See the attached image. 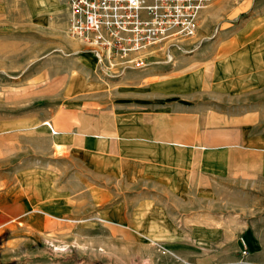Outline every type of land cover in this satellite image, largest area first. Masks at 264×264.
Instances as JSON below:
<instances>
[{"label": "rangeland", "instance_id": "obj_1", "mask_svg": "<svg viewBox=\"0 0 264 264\" xmlns=\"http://www.w3.org/2000/svg\"><path fill=\"white\" fill-rule=\"evenodd\" d=\"M4 6L0 264H264V181L251 188L238 182L214 185L215 207L197 214L208 225L156 226L167 214L146 210L140 201L131 203L128 183L107 174L96 157L89 160L82 150L55 146L52 130L73 124L75 133L89 131L101 107L114 100L115 87L93 78L103 83L101 91L70 94L61 80L51 90L50 77L65 68L67 58H74L77 85L90 79L77 62L80 51L66 50L73 42L81 46L77 49L88 47L68 35L62 16L56 21L58 36L45 32L49 23L30 18L22 19L26 33L18 34L19 21L6 19ZM137 71H143L144 85L167 76H196L201 87L186 99L192 108L201 104L204 111L227 115L251 111L264 124V0H211L193 37L167 51L153 50L145 66L123 77ZM132 218L142 225H123ZM199 234L212 237L193 241Z\"/></svg>", "mask_w": 264, "mask_h": 264}, {"label": "crops", "instance_id": "obj_2", "mask_svg": "<svg viewBox=\"0 0 264 264\" xmlns=\"http://www.w3.org/2000/svg\"><path fill=\"white\" fill-rule=\"evenodd\" d=\"M4 4L6 19L19 21L18 34L26 33L25 27H21L22 19L26 18L35 19L36 24L49 23L51 26L45 32L51 35L60 34L56 24L60 16L67 28L68 13L58 0H0V17ZM78 47L81 46L73 42L67 44L66 50L72 54L80 51L75 58L91 80L77 85L74 58H67L65 68L60 71L57 68L51 75V90L58 89L61 80L67 81L70 94L75 90L101 91L103 83H96L95 78L113 84L116 96L101 107L98 120L90 121L89 131L75 133L73 124L69 126L71 130H52L56 135L55 146L82 150L89 160L96 157L107 174L112 172L116 181L128 183L125 186L130 189L131 203L140 201L146 203V210L167 214L162 215L163 220L156 214V219L163 222L155 221L154 225H208L210 222H203L206 220L198 221L197 214L215 207L214 185L221 182L235 186L238 182L251 188L264 181V124L254 112L227 115L212 109L204 111L201 104L195 103L192 108L186 99L190 92L196 95L195 90L201 87L196 76H167L146 85L142 83L143 71L107 79L100 73L90 50ZM55 82L57 87L53 86ZM139 194L153 198L138 199ZM135 209L145 208L130 207ZM131 221L123 225H142L140 219ZM211 235L199 234L193 241H201L202 237L211 239Z\"/></svg>", "mask_w": 264, "mask_h": 264}, {"label": "built area", "instance_id": "obj_3", "mask_svg": "<svg viewBox=\"0 0 264 264\" xmlns=\"http://www.w3.org/2000/svg\"><path fill=\"white\" fill-rule=\"evenodd\" d=\"M58 1L68 13V35L88 47L106 78L115 79L145 66L153 50L193 37L211 0Z\"/></svg>", "mask_w": 264, "mask_h": 264}]
</instances>
